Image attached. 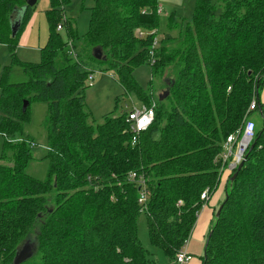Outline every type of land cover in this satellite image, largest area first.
I'll list each match as a JSON object with an SVG mask.
<instances>
[{"label": "trees", "instance_id": "obj_1", "mask_svg": "<svg viewBox=\"0 0 264 264\" xmlns=\"http://www.w3.org/2000/svg\"><path fill=\"white\" fill-rule=\"evenodd\" d=\"M94 1L83 48L103 71L115 73L127 96L147 107L156 102L154 122L134 146L126 113L90 122L85 88L92 71L83 48L75 47L74 24L64 22L77 58L57 32L69 0H51L48 42L40 64L23 66L27 82L7 83L0 67V264H13L27 241L34 255L23 264H152L138 234L140 191L128 180L131 172L147 179L148 236L171 264L194 229L201 194L209 189L212 196L222 181L227 199L214 214L202 264H264V123L258 129L255 122L254 146L234 181L237 170L220 176L218 162L246 116L258 112L264 120V0H197L192 21L181 26L169 16V27L183 29L184 43L171 55L164 40L153 47L159 0ZM34 8L0 0V44L13 54ZM137 30L156 33L142 39ZM170 64L176 78L160 102L153 80L144 90L134 72L150 65L152 76H162ZM253 98L258 106L248 114ZM33 102L47 105L44 180L27 173L36 159L25 132Z\"/></svg>", "mask_w": 264, "mask_h": 264}, {"label": "rangeland", "instance_id": "obj_2", "mask_svg": "<svg viewBox=\"0 0 264 264\" xmlns=\"http://www.w3.org/2000/svg\"><path fill=\"white\" fill-rule=\"evenodd\" d=\"M211 3L216 5L218 0H211ZM196 4L197 0H166L165 2L161 3L162 14L160 15V31H157L155 36L157 40L154 41H157L158 45L160 46L161 41L164 40L162 43L165 42L164 47L166 54L171 55L178 49L184 48V43L180 37V33L183 29L180 30V27L175 25L173 26V24L172 27H169V16L174 15L175 20L179 22V26H181L187 21H192ZM94 6V0H69L67 6L64 7V17L66 20L74 24L73 28L76 29L77 36L80 39V41L75 45V47L79 50L83 48V39L86 38L87 32L89 30L91 9ZM34 7L33 17L31 18V21L34 22V26L31 33H28V39L26 38L25 42L23 43L28 48L25 46L20 47L19 41V45L16 49V52L14 53L15 56L13 57L14 54L11 52L9 47H7V45L0 44V67L6 69L8 80L7 83L9 84L27 82L28 79L24 73L23 66L27 63L40 64L42 61L41 50L47 44L50 34L47 12H45V10L51 9V0H37V4H35ZM62 25L63 30L57 32L60 34L62 40L67 42L68 33L64 23H62ZM38 45L41 46V49H38ZM85 48H87L88 51H91L87 46H85L81 53L83 58L87 60L93 75V80H87L85 88L86 107L90 114V122L92 124H99L103 121L106 115H109L113 111H115L114 115L117 116L131 110L134 107V104L136 106H141L136 98L126 95L122 86L119 84L115 73L112 71H103L102 69L104 68L102 67V64L97 62L95 59L90 58L88 52L85 51ZM75 51L77 53L78 50L75 49ZM92 53L94 54L95 52L92 51ZM134 77L144 90L149 88L150 81L153 80V90L156 93L158 100L162 102L167 97H169L170 90L167 86V82L170 78H176V72L174 71V65L170 64L166 67L162 76H152L150 65H143L135 70ZM261 93L262 90L260 91L259 97L263 99V95ZM161 97L165 98L161 100ZM117 100L119 103L118 108L115 110V106L117 107ZM152 105L157 106L156 102H153ZM262 109L264 110L263 105ZM46 116L47 105L42 102H33L29 110L30 123L27 124L25 128L26 134L29 135V137L35 143V146L33 147V153L36 158L29 165L27 173L39 180H44L49 170V162L48 160L44 159L47 154ZM250 118L257 123L258 129L263 126L264 120L258 112H254ZM2 146L3 138L0 135V157L2 155ZM216 193L217 195L215 198L219 197V199L223 202L226 198V193L225 186L222 183L220 184ZM220 206L217 208V211L219 210ZM139 214V238L142 246L148 252L149 258L152 260V264H171L173 260L169 261V259H167L161 251L151 246L148 236L145 212L141 210ZM192 233L188 238V250L191 254H194V261L200 263L205 254L207 234L206 238H202L197 237L196 232L192 231Z\"/></svg>", "mask_w": 264, "mask_h": 264}, {"label": "built area", "instance_id": "obj_3", "mask_svg": "<svg viewBox=\"0 0 264 264\" xmlns=\"http://www.w3.org/2000/svg\"><path fill=\"white\" fill-rule=\"evenodd\" d=\"M166 0H159L158 5V14L162 13L161 3L165 2ZM145 13V11L143 12ZM66 21L65 17L63 16L62 22L58 25L57 30L62 31L63 25ZM156 33L155 31H140L137 30V37L138 38H146L148 36L153 35ZM154 40H157L156 38ZM157 41H154L153 47L157 46ZM68 54L77 58V53L73 48L72 42L68 41ZM154 61H152L153 63ZM88 80H93V75L90 74ZM91 85V84H90ZM258 103L256 99H253L251 102L248 114L255 111L257 109ZM155 110L156 106L151 105V107H147L142 105L141 107L134 106L131 110L126 112V123L129 126V133L132 135V146L136 145L141 133L145 132L154 122L155 119ZM256 137V123L255 121L248 119L246 116V122L243 127L238 129L236 132L230 134L224 145L223 151L218 157V162L220 163V176L224 175L225 173L231 174L235 170H237L238 166L245 162L246 154L253 144ZM128 180L133 183L136 187H138L140 191L139 196V204L141 206L142 211H147V201L149 199V190L147 188V179L144 175L138 173H130L128 176ZM211 197V193L209 189H206L201 194V201L204 203L203 207L209 202ZM188 240L183 244L181 249L177 252L175 256V260L173 264H189L193 261L194 256H192L188 252Z\"/></svg>", "mask_w": 264, "mask_h": 264}, {"label": "crops", "instance_id": "obj_4", "mask_svg": "<svg viewBox=\"0 0 264 264\" xmlns=\"http://www.w3.org/2000/svg\"><path fill=\"white\" fill-rule=\"evenodd\" d=\"M37 4V3H36ZM49 10H45V12H47ZM22 14V11H17L16 13V17H15V20H18L20 18V15ZM64 16V15H63ZM33 17V16H32ZM18 18V19H17ZM34 26V22H32L30 20V22L28 23L24 33L22 34L21 38H20V47L21 46H25V44H23L26 40V38L28 39V33H31L32 31V28ZM71 41V40H70ZM23 44V45H22ZM27 47V46H25ZM41 46L38 45V49H41L40 48ZM28 48V47H27ZM263 95V99L260 98V102L261 104L263 105L264 107V87H263V90H262V93ZM141 104V103H140ZM143 104H141L142 106ZM134 106H136L134 104ZM141 106H138V107H141ZM137 107V106H136ZM264 111V110H263ZM35 143H33V147L35 146L34 145ZM224 186H226V182L222 181L221 182ZM217 192V191H216ZM214 193L211 197H210V200L209 202L204 206L202 207L199 215H198V218H197V221H196V224L194 226V229L192 230L193 232H196V235L197 237H202V238H206V234L207 233V228H208V232H209V229L212 225V222L214 220V214L215 212L217 211V208L221 205V200L219 199V197H216L215 196L217 195V193ZM225 192H226V189H225ZM193 234V233H192ZM189 240V239H188ZM188 245H189V241H188ZM188 250V249H187ZM189 252V250H188ZM190 253V252H189ZM191 254V253H190ZM192 256H194V254H191ZM195 259H193L192 262H190L189 264H202V262L200 263H197L196 261H194Z\"/></svg>", "mask_w": 264, "mask_h": 264}, {"label": "water", "instance_id": "obj_5", "mask_svg": "<svg viewBox=\"0 0 264 264\" xmlns=\"http://www.w3.org/2000/svg\"><path fill=\"white\" fill-rule=\"evenodd\" d=\"M26 2V6L28 7H34L35 4L37 3V0H25ZM17 29V24L16 27L14 29V33L16 32ZM95 54V58L100 60L102 58V55L100 53V50H94ZM165 97H161V100H163ZM29 106V102L28 101H24L23 103V111L25 112L26 109ZM254 145L252 144L251 147H253ZM244 166V162H242L238 168L237 171L233 174L231 181H234L238 175V173L240 172V170L242 169V167ZM226 199H227V194H226ZM223 208V204L220 206L219 210L217 211V216H219L221 210ZM34 255V246L30 243V241H27L17 252L14 262L13 264H23L26 261L30 260Z\"/></svg>", "mask_w": 264, "mask_h": 264}]
</instances>
